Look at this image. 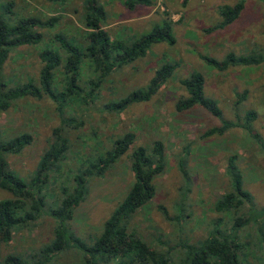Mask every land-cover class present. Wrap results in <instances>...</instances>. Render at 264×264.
I'll return each instance as SVG.
<instances>
[{
	"label": "rangeland",
	"instance_id": "1",
	"mask_svg": "<svg viewBox=\"0 0 264 264\" xmlns=\"http://www.w3.org/2000/svg\"><path fill=\"white\" fill-rule=\"evenodd\" d=\"M12 2L13 9L29 11L41 17H56L53 29L44 32L45 40L54 32L75 35L81 28L79 12L81 0H1ZM149 6L126 9L120 0H98L106 11L108 33L122 34L123 38H136L161 25L166 16L172 20L174 43L165 41L151 44L145 55L109 74L99 85V97L71 107L81 116L82 125L68 130L69 138L77 149L67 154L65 165L73 167L83 146H105L108 137L131 131L136 145H148L158 139L163 143L164 171L154 178V195L128 219L126 228L134 232L151 247L169 249V259L175 261L180 250L178 242L201 240L212 221L223 216L213 209V202L226 187L225 158L235 152L242 176L243 187L250 192L257 206H264V149L239 128L229 129L222 135L203 137L202 133L219 124V119L198 107L175 111L174 102L184 95L179 79L197 71L204 78V94L213 98L222 117L234 119V101L244 94L239 103L240 112L252 109L256 117L252 132L264 141V61L252 66H230L216 70L202 57L220 60L227 52L233 54L264 53V5L259 0H245L236 19L221 29H211L219 19L216 7L233 4L237 0H151ZM41 45L19 46L9 52L3 63L1 77L6 86L37 77L40 66L37 52ZM160 63L174 64L169 78L147 101L129 104L119 113L102 109L107 99L125 95L132 89L143 87ZM83 73L88 77L87 68ZM58 75H56V78ZM58 124L52 102L22 97L11 102L0 112V136L3 138L28 132L32 141L17 154L6 155L10 169L28 178L33 172L42 151L49 144L52 127ZM99 142L100 144H94ZM189 144L186 155L188 185L182 181L177 167V155ZM75 149V150H74ZM183 152V151H182ZM131 181L129 160L126 156L109 168L103 176L87 182V192L74 209L70 227L86 241L97 233L100 223L124 195ZM186 186V187H185ZM183 193L179 217L175 206ZM4 196L0 192V197ZM164 212L165 214H163ZM52 223L47 216L32 224L15 229L8 242L0 244V264L7 253L24 256L38 249L50 239ZM240 242L245 245L239 259L241 264H264V244L255 227L241 231ZM73 253L63 254L52 264H75Z\"/></svg>",
	"mask_w": 264,
	"mask_h": 264
},
{
	"label": "trees",
	"instance_id": "2",
	"mask_svg": "<svg viewBox=\"0 0 264 264\" xmlns=\"http://www.w3.org/2000/svg\"><path fill=\"white\" fill-rule=\"evenodd\" d=\"M243 1L218 5L219 19L207 30L221 29L232 23L241 11ZM259 1L264 5V0ZM120 2L128 10L152 4L151 0ZM185 2L181 0L182 5ZM12 7V2L0 0V112L18 98L40 99L46 96L53 104L58 124L52 127L49 144L28 178L9 168L6 155L17 154L29 145L31 134L24 131L11 137L0 136V192L4 194L0 197V244L8 242L15 229L26 227L42 216H47L52 223L47 243L24 256L7 253L2 258L3 264H52L70 252L75 255V264H241L239 253L245 247L240 242L241 231L250 225L255 227L259 240L264 244V206L255 205L250 192L243 187L235 152L225 158L227 184L213 202V209L223 216L212 221L201 240H180V254L175 261L169 259V249H155L126 228L131 215L153 197V180L164 171L166 161L160 140L154 139L146 146L136 145L128 152L134 134L125 131L113 139L110 135L105 146H83L82 150L76 151L80 154L76 164L73 167L65 165L67 154L73 148L77 149L68 136V130L82 125L81 116L71 105L81 110V105L97 99L101 80L144 56L151 44L160 41L173 44L169 16L148 33L124 39L122 34L111 36L104 28L107 15L98 0H81L80 30L75 35L54 32L45 40L44 32L53 29L57 18L41 17L29 11L21 13L19 7L16 10ZM22 45H41L37 52L40 63L37 77H29L8 87L1 77L2 66L9 52ZM202 59L216 70H225L230 66L257 65L264 61V53L236 55L227 52L220 60L207 56ZM174 67V64L160 63L145 86L132 89L118 98L107 99L102 109L119 113L131 103L149 100L169 78ZM84 68L88 70V77L83 73ZM178 82L185 93L174 102L175 111H186L195 106L220 121L205 130L203 137L222 135L229 129L239 128L264 149V141L252 132L256 112L252 109L239 111L238 105L244 94L236 96L234 119L227 120L222 117L216 101L204 94V78L199 72L192 71ZM188 147L189 144L184 145L176 154L177 167L185 185L189 183L185 168ZM123 155L129 160L131 181L124 195L101 221L97 233L86 241L70 227L74 209L85 197L88 179L103 176ZM180 194L181 198L175 205L176 219L184 196Z\"/></svg>",
	"mask_w": 264,
	"mask_h": 264
},
{
	"label": "crops",
	"instance_id": "3",
	"mask_svg": "<svg viewBox=\"0 0 264 264\" xmlns=\"http://www.w3.org/2000/svg\"><path fill=\"white\" fill-rule=\"evenodd\" d=\"M245 1V0H244Z\"/></svg>",
	"mask_w": 264,
	"mask_h": 264
}]
</instances>
